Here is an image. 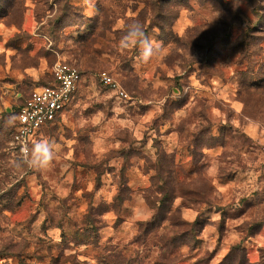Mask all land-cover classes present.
Returning a JSON list of instances; mask_svg holds the SVG:
<instances>
[{
  "label": "rangeland",
  "instance_id": "rangeland-1",
  "mask_svg": "<svg viewBox=\"0 0 264 264\" xmlns=\"http://www.w3.org/2000/svg\"><path fill=\"white\" fill-rule=\"evenodd\" d=\"M58 60L83 77L37 171L12 133ZM263 143L264 0H0V264H264Z\"/></svg>",
  "mask_w": 264,
  "mask_h": 264
},
{
  "label": "built area",
  "instance_id": "built-area-1",
  "mask_svg": "<svg viewBox=\"0 0 264 264\" xmlns=\"http://www.w3.org/2000/svg\"><path fill=\"white\" fill-rule=\"evenodd\" d=\"M101 81L115 88L122 95L117 81L106 70L98 73ZM83 75L80 68L68 61L58 60L54 63L48 83L35 86L25 98L21 107L12 141L22 153V149L31 147L44 127L59 118L71 102ZM264 156V143L261 148Z\"/></svg>",
  "mask_w": 264,
  "mask_h": 264
},
{
  "label": "clouds",
  "instance_id": "clouds-1",
  "mask_svg": "<svg viewBox=\"0 0 264 264\" xmlns=\"http://www.w3.org/2000/svg\"><path fill=\"white\" fill-rule=\"evenodd\" d=\"M138 46L140 49L139 56L144 62H148L157 54L159 45L148 38L139 22H133L127 26L126 33L120 40V47L127 49ZM15 117H9L7 125L14 123ZM56 145L47 139L35 141L31 147L22 149V163L29 169L44 171L48 170L56 157Z\"/></svg>",
  "mask_w": 264,
  "mask_h": 264
},
{
  "label": "trees",
  "instance_id": "trees-1",
  "mask_svg": "<svg viewBox=\"0 0 264 264\" xmlns=\"http://www.w3.org/2000/svg\"><path fill=\"white\" fill-rule=\"evenodd\" d=\"M75 65H76V64H75ZM80 70H81V69H80ZM81 71H82V70H81ZM82 75H83V72H82ZM50 80H51V78H49V80L46 81V82H44V83H48ZM42 84H43V83H42ZM29 93H30V92H29ZM29 93H28V94H29ZM75 94H76V92H75ZM75 94H74V95H75ZM73 98H74V96H73ZM73 98H72V100H73ZM72 100H71V102L69 103L68 107L71 105ZM68 107H67V108H68ZM56 120H58V118H57ZM56 120H54L51 124H49L48 126H46V127H44V128H47V127H49L50 125L54 124ZM13 133H14V131H13ZM13 133H12V135H13Z\"/></svg>",
  "mask_w": 264,
  "mask_h": 264
}]
</instances>
